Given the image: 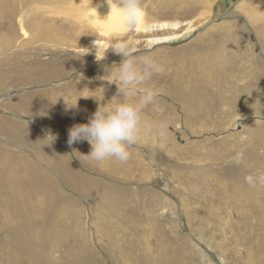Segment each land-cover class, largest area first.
Wrapping results in <instances>:
<instances>
[{"label":"rangeland","instance_id":"obj_1","mask_svg":"<svg viewBox=\"0 0 264 264\" xmlns=\"http://www.w3.org/2000/svg\"><path fill=\"white\" fill-rule=\"evenodd\" d=\"M143 3L152 22H184L177 30L180 38L168 45L151 48L144 38L135 45L138 57L151 56L163 69L146 84L161 89L155 105L143 113L150 132L132 147L126 163L92 161L73 144L65 174L51 171L50 182L17 189L13 209L0 202V264H264V215L252 210L243 194L264 191V0ZM101 4L109 9L107 0ZM46 12L57 22L54 27L87 26L68 10ZM187 22L201 25L183 37ZM42 45L43 51L33 50ZM46 45L27 43L23 51L39 54L42 63L76 54ZM80 56L81 64L40 69L36 80L22 86L11 82L20 78L16 62L0 58V109L6 102L26 110L57 98L70 106L78 100L77 107L66 108L76 116L69 121L87 123L99 103L81 96L102 100L104 95L102 103L115 97L116 85L101 77L121 57L109 50L97 62L93 49ZM254 91L261 93L263 111L252 123L241 117L250 113L247 97ZM231 112L236 118L226 119ZM4 113L0 110V116ZM22 115L18 122L33 126L35 121ZM213 117L215 122L208 120ZM60 121L65 126L57 125L58 133L74 125L67 117ZM38 126L43 132L48 127ZM235 178L239 189L231 184ZM261 201L264 205V194ZM137 217H142L140 234ZM30 235L38 238L36 245Z\"/></svg>","mask_w":264,"mask_h":264},{"label":"bare ground","instance_id":"obj_2","mask_svg":"<svg viewBox=\"0 0 264 264\" xmlns=\"http://www.w3.org/2000/svg\"><path fill=\"white\" fill-rule=\"evenodd\" d=\"M104 5L101 4V0H0V23H1L0 25L1 26L0 27V58L4 59L5 61H9V62L15 61L16 67L14 68V71L20 73L18 74V77L20 78L16 80H11V82L14 83L16 86H22L30 82V80H36L35 78H33L34 75L40 69L42 70L47 69V67L51 68V72L53 70L56 71V67L61 68V67L66 66V67H69L68 68L69 70L72 67L77 66V64H81L83 62L80 55L88 56L91 53L90 52L89 54H85V50L83 48H89L91 49V51L93 49L95 52V49L92 47V42L95 39H97V37L91 34H84L87 26L85 27V25L83 24L84 26L81 29L77 27L75 29L71 28L68 30L66 29L64 30L63 27L61 28L54 27L55 23L57 22L53 23L54 20L49 21V19L46 18L48 16L47 15L44 16L45 15L44 12H46V10H48L49 13L51 14V13H56L57 9L62 8L64 10H68L70 14L73 13L77 15L75 16L77 20L84 21L86 10L90 6L93 8H96L102 16L107 15V13L109 12V9H107L105 7L106 5L105 6ZM237 8H240V6L238 5ZM29 16L30 18H28ZM147 19L151 22L150 27L142 28L141 30H138L135 33L130 35V38L134 42V45L138 44L139 42L141 43V40L144 38L145 39L144 42L149 44L151 48H153V47H158L162 45H168L180 38V33H178L177 30L182 29V25L184 22H179V21L173 22V23L152 22L150 19V16L148 15H147ZM78 24L81 25L79 22ZM199 25L201 24L197 25L196 23H192V22L185 23L184 25L185 29L183 28L185 32L183 33L182 36L184 37V36L192 35L196 30H198ZM159 33L161 34L160 36H158ZM223 35L219 34V36H223ZM138 36H140V38L137 39ZM40 41L43 42L44 44H47L46 46H48L49 44L51 45V43H53L54 46L56 45L61 46L62 50L66 49L69 52L75 51L76 54L69 55V57H66L67 59H65L64 61L58 60V61H45L43 63L42 61L38 62L37 57L39 56V54H36V56L34 57H30L28 56V53L23 50H25L24 48L27 43H30V44L33 43L35 45V43L40 42ZM70 42H72V44L73 42H76L80 46L79 47L71 46L68 44ZM42 46H43L42 48H34L33 50L35 52L43 51L46 47L44 45ZM52 52L54 51L52 50ZM48 72H50V70ZM51 76H54V73H51L50 75L45 77L46 79H43V80H47V78ZM1 88L2 86H0V89ZM76 90L81 91L82 87H80L79 89L77 87L75 88V91ZM253 93H254L253 95L247 97L249 105H250L249 106L250 113H248V115L244 114L243 117L241 118L250 119L252 123H255L258 118H261L259 117V115L262 114L263 108L258 103L260 102L261 93H258L257 91H254ZM256 94L257 95L259 94V95L256 96ZM1 100L2 99L0 98V101ZM39 104H37L38 106L33 105L34 107H26V110H20V107L17 109H14V106L12 104H9V102H6L5 104L1 105L2 109L0 110L6 113V114L4 113L3 116H0V188H2V191L0 192V202H1V206H3L4 208L9 207V209H13L12 206H14L13 202H14V198L16 197L17 189H20L21 187L26 186V185L34 184L35 186H37L40 184L48 183L52 180V177L49 176L51 171L52 172L62 171V170H66L70 168L69 156L71 155V153L69 151H71V149L68 144V139H69L68 130L69 129H65V131L62 130L60 131L61 133H58V131L56 132L55 129L58 127L57 125H60L59 127H62L61 125H64L60 121L61 119L67 117L68 122H71L69 120L72 118H75L76 116L72 112H69V110L71 111L72 108L68 107L67 102L59 98H57L56 100L50 103H43L41 105ZM66 108H68L69 110ZM28 113L32 115H29ZM9 114L10 115L13 114L15 116L11 117ZM21 114L23 115L20 117L24 116L27 119H29V121H32L31 119H33L35 121L34 123H31V125L33 126H30V125L25 126L21 124L20 122H18V119H20L18 116ZM7 115H9L10 117H8ZM31 116H33V118ZM214 116H215V113H214ZM215 117H213L212 119L208 118V120L214 121ZM12 118H15L17 120L12 119ZM235 118L236 116H233L232 112L228 113V118L226 117V119L228 120L235 119ZM52 123L53 125L54 123H56L55 127L53 128H51L52 126H50L52 125ZM38 124L41 127L43 126L45 129L47 126L49 128L47 127L46 131L43 132L42 129L41 130L37 129ZM72 124L76 125L77 123L75 122ZM41 134H44L45 136H42ZM49 134H51L52 136L56 135L60 139H57L54 137L50 138L48 137ZM53 141H58L59 144ZM75 144L81 145V147L85 149L87 153H90L91 145L87 141L77 142ZM75 144H74V147L76 146ZM10 147H18L21 150V152L14 153L15 151L12 152L11 149H9ZM74 152H75V149H74ZM79 153L81 152H78V154ZM78 157L79 156H77V158ZM190 172H187L189 173V176L193 171L191 173ZM38 173L42 174L43 176H39ZM63 173L65 174V172ZM64 179L66 180L65 177ZM227 181L229 180L227 179ZM231 184L237 187L238 189L240 188V185L236 183V178L233 182H231ZM240 192L242 191L240 190ZM243 194H244V199L247 205L252 206L254 208L252 210L258 211V213L260 212L259 214L263 213L262 215H264V205L261 201L264 191L255 190L254 192H251L250 194H246L245 192H243ZM19 196H20V192H19ZM257 199L259 200L256 201ZM7 213L9 212L7 211ZM28 213L29 212H27V214ZM35 215L37 216L36 213ZM8 218L9 217H5L6 219L5 221L9 222L10 220L11 222L12 218L11 219L10 218L8 219ZM261 218L262 220H264V217H261ZM18 222L20 221L18 220ZM136 223H137L136 229L138 233L140 234L141 232L140 228L142 226V217H137ZM15 224L17 225V223ZM21 225L22 223L20 222L18 226L21 227ZM12 226H13V222H12ZM262 226H264V223ZM29 238H33L32 242L36 245L37 237L35 238L34 235H30ZM39 250L40 249H38V251Z\"/></svg>","mask_w":264,"mask_h":264},{"label":"clouds","instance_id":"obj_3","mask_svg":"<svg viewBox=\"0 0 264 264\" xmlns=\"http://www.w3.org/2000/svg\"><path fill=\"white\" fill-rule=\"evenodd\" d=\"M107 3V15L102 16L91 6L86 10L84 34L97 37L92 42L97 62L104 61L109 50L121 57V62L106 67L107 75L101 77L116 85L117 95L107 103H102L104 95L102 100L96 96H81L95 97L99 106L87 123L73 125L68 130V144L87 141L91 151L83 155L86 158L95 162L114 159L126 163L132 147L150 132L143 113L147 107L155 105L161 89L146 84L163 69L151 56L138 57L130 38L136 31L150 27L143 0H107ZM83 49L85 54L91 52L89 48ZM67 105L77 107L78 100ZM48 137L54 136L49 134Z\"/></svg>","mask_w":264,"mask_h":264}]
</instances>
